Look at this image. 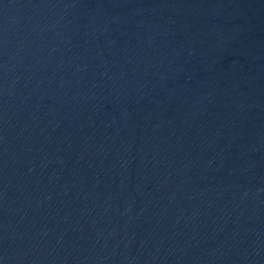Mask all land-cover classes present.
<instances>
[{
  "label": "water",
  "instance_id": "1",
  "mask_svg": "<svg viewBox=\"0 0 264 264\" xmlns=\"http://www.w3.org/2000/svg\"><path fill=\"white\" fill-rule=\"evenodd\" d=\"M0 264H264V0H0Z\"/></svg>",
  "mask_w": 264,
  "mask_h": 264
}]
</instances>
